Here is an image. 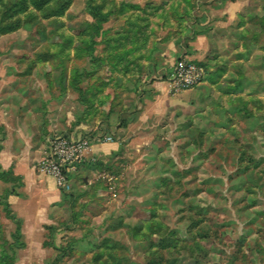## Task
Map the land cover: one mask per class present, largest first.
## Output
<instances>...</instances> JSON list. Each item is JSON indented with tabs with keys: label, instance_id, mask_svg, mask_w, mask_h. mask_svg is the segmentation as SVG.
Instances as JSON below:
<instances>
[{
	"label": "rangeland",
	"instance_id": "374dc122",
	"mask_svg": "<svg viewBox=\"0 0 264 264\" xmlns=\"http://www.w3.org/2000/svg\"><path fill=\"white\" fill-rule=\"evenodd\" d=\"M204 34L185 105L136 129L150 83ZM0 85L10 122L54 111L122 142L92 186L22 224L25 248L20 182L0 169V264H264V0H0Z\"/></svg>",
	"mask_w": 264,
	"mask_h": 264
},
{
	"label": "crops",
	"instance_id": "0c3cea01",
	"mask_svg": "<svg viewBox=\"0 0 264 264\" xmlns=\"http://www.w3.org/2000/svg\"><path fill=\"white\" fill-rule=\"evenodd\" d=\"M192 52L183 54L187 61L198 62L208 58L213 47L210 34L198 36L192 43ZM180 59V58H179ZM4 83H7L5 80ZM1 86V85H0ZM2 87V86H1ZM173 86L166 80H154L150 83L149 90L152 92L146 95V106L136 115V129L146 128L148 113L152 114L151 122L167 116L185 105L184 94H169V89ZM3 89H0V92ZM48 114L47 123L42 125L38 122L34 109L26 110L18 114H12L13 121L6 118L4 110L0 108V127L2 128V141L0 142V169L2 172L10 173L18 179L20 185L17 187V194L10 198V203L17 200V219L24 225L29 219L42 220V215L50 217L51 209L58 204L70 203L77 197V192L81 188L92 186L97 175L95 165L99 162H106L121 148L122 142L118 141L119 131L111 133L103 132L105 124L96 126L81 125L73 130L66 127L59 128L54 121V111ZM28 116V121L23 118ZM72 114L65 116L66 124L72 122ZM143 121L145 122L143 125ZM66 126V125H65ZM118 134V135H117ZM54 135L86 136L91 140V146L85 154V159L79 166L77 174L73 175L71 196L64 195L56 186L52 177L40 174L36 169V164L43 157L47 148L48 140ZM113 136L111 142H99V138ZM133 142H135L133 140ZM91 189V188H90ZM52 222V221H51ZM34 223V222H33ZM22 229V228H21Z\"/></svg>",
	"mask_w": 264,
	"mask_h": 264
},
{
	"label": "built area",
	"instance_id": "2783aa9c",
	"mask_svg": "<svg viewBox=\"0 0 264 264\" xmlns=\"http://www.w3.org/2000/svg\"><path fill=\"white\" fill-rule=\"evenodd\" d=\"M204 74V70L194 62L179 59L168 82L176 91H180L201 81ZM113 139V136H105L99 138V142L107 143ZM90 146L91 140L86 136L54 135L48 140L47 148L36 164V169L40 174L52 177L57 188L68 194L72 191L71 178L77 174Z\"/></svg>",
	"mask_w": 264,
	"mask_h": 264
},
{
	"label": "trees",
	"instance_id": "16d2710c",
	"mask_svg": "<svg viewBox=\"0 0 264 264\" xmlns=\"http://www.w3.org/2000/svg\"><path fill=\"white\" fill-rule=\"evenodd\" d=\"M71 194L72 193L70 192V193L64 194V195L71 196ZM16 225H17V227H16V230H15L14 241H15L16 244H18L19 248H25V243H23L21 241V238H22V229H21L22 228V224H21V221L18 220V222L16 223Z\"/></svg>",
	"mask_w": 264,
	"mask_h": 264
}]
</instances>
